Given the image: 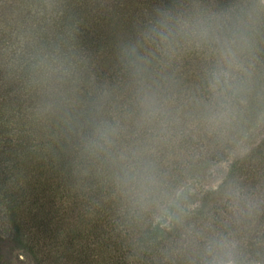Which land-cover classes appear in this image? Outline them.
Wrapping results in <instances>:
<instances>
[{"label":"trees","instance_id":"1","mask_svg":"<svg viewBox=\"0 0 264 264\" xmlns=\"http://www.w3.org/2000/svg\"><path fill=\"white\" fill-rule=\"evenodd\" d=\"M155 2L0 0V264H13L14 246L32 264H203L204 242L215 233L235 238L242 259L264 264V46L226 121L205 118L195 103L207 96L205 55L189 52L176 62L175 119L157 146L161 193L137 206L116 191L102 162L83 153L61 117L42 111L16 70L33 42L58 41L77 15L76 46L99 78L116 82V45ZM125 102L122 93L114 98L108 118L123 122ZM135 131L129 122L124 136ZM214 176L220 182L204 188ZM229 186L255 206L237 205ZM3 245L11 249L4 253Z\"/></svg>","mask_w":264,"mask_h":264},{"label":"clouds","instance_id":"2","mask_svg":"<svg viewBox=\"0 0 264 264\" xmlns=\"http://www.w3.org/2000/svg\"><path fill=\"white\" fill-rule=\"evenodd\" d=\"M56 42H33L17 62L43 112L58 115L81 142L83 153L104 164L121 197L133 206L161 193L163 176L157 146L175 119L179 86L174 65L189 52L207 58V96L196 98L205 118L226 121L246 91L248 69L264 46V0H156L116 45L120 78H99L90 57L75 43L80 19L69 17ZM123 94V122L108 118L114 98ZM131 123L135 133L124 136ZM227 195L249 209L254 201L238 187ZM203 264H251L238 242L223 233L208 236Z\"/></svg>","mask_w":264,"mask_h":264},{"label":"rangeland","instance_id":"3","mask_svg":"<svg viewBox=\"0 0 264 264\" xmlns=\"http://www.w3.org/2000/svg\"><path fill=\"white\" fill-rule=\"evenodd\" d=\"M264 122V119L261 121V123H263ZM260 123V124H261ZM255 129V128H254ZM260 138H258V140H259ZM254 144H252V145H248L247 147H245V148H241L242 146H240V145H238V147H237V151L239 152V151H241V153L242 154H246V153H248V152H250V149H251V147L253 146ZM238 152H236V153H238ZM234 154H235V152H233ZM220 181L219 180H217L216 178H215V176L214 177H211V178H209L205 183H204V188H207V187H209V185L211 184V185H217V183H219ZM198 189H199V185H197V186H195V189L194 190H197L198 191ZM201 197H202V195H200V194H197V195H195V196H193V197H190L192 200L194 199V201H196L195 203H197V202H199L200 200H201ZM4 249H3V248ZM1 248L3 249V252H4V250H6L5 248L7 247L8 249L10 248L11 249V246L10 245H6V247H5V245H3ZM10 252V251H9ZM8 252V253H9ZM5 253V252H4ZM13 256H14V258H13V261H12V263L13 264H32V261H30L24 254H23V252L21 251V249H19V248H17V247H13ZM251 264H262V263H252L251 262Z\"/></svg>","mask_w":264,"mask_h":264}]
</instances>
